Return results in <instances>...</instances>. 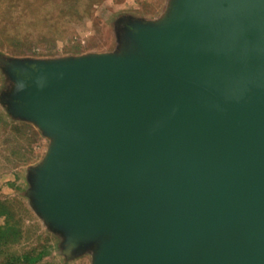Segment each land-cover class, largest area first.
I'll return each mask as SVG.
<instances>
[{
	"label": "water",
	"instance_id": "obj_1",
	"mask_svg": "<svg viewBox=\"0 0 264 264\" xmlns=\"http://www.w3.org/2000/svg\"><path fill=\"white\" fill-rule=\"evenodd\" d=\"M131 50L12 65L53 145L37 209L95 264H264V0H176Z\"/></svg>",
	"mask_w": 264,
	"mask_h": 264
},
{
	"label": "rangeland",
	"instance_id": "obj_2",
	"mask_svg": "<svg viewBox=\"0 0 264 264\" xmlns=\"http://www.w3.org/2000/svg\"><path fill=\"white\" fill-rule=\"evenodd\" d=\"M175 2L0 0V12L14 16L13 31L0 36V264L23 254L33 259L43 256L35 264H95L99 253L97 244L71 245L35 205V173L53 140L14 113L11 100L18 87L11 76L12 65L122 55L131 50L125 25H161L171 16Z\"/></svg>",
	"mask_w": 264,
	"mask_h": 264
},
{
	"label": "trees",
	"instance_id": "obj_3",
	"mask_svg": "<svg viewBox=\"0 0 264 264\" xmlns=\"http://www.w3.org/2000/svg\"><path fill=\"white\" fill-rule=\"evenodd\" d=\"M78 1V0H77ZM31 8V6H29ZM32 8L34 9V6H32ZM3 12V11H2ZM0 12V21L1 19L4 18H9L7 23H4L5 21H3L4 25H6L4 28L1 27V25H3V23H0V36L2 35V38L5 37V31L7 30L8 32H12L13 28L11 26L12 21L14 20V16H7L5 17V14ZM34 12L37 14V9H34ZM38 15V14H37ZM20 17V16H19ZM6 20V19H5ZM11 21V22H10ZM1 38V39H2ZM2 213V212H0ZM3 215V214H2ZM43 256L39 255L38 258L33 259L32 256L30 254H23L20 255L18 257L13 258L12 260L8 261L9 263L7 264H13L15 261L18 262L20 264V262L24 263V264H35V263H39L40 261H42Z\"/></svg>",
	"mask_w": 264,
	"mask_h": 264
}]
</instances>
